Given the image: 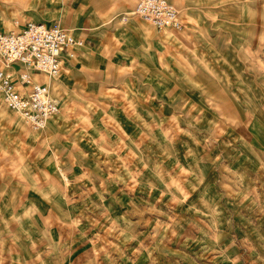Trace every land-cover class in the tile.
<instances>
[{
  "label": "rangeland",
  "instance_id": "1",
  "mask_svg": "<svg viewBox=\"0 0 264 264\" xmlns=\"http://www.w3.org/2000/svg\"><path fill=\"white\" fill-rule=\"evenodd\" d=\"M127 20L152 63L157 38ZM260 24L264 66V12ZM163 30L189 76L223 80L220 46L190 47L191 28ZM108 56L82 69L86 84L70 109L65 95L79 89L69 74L83 60L51 81L63 110L40 132L0 96V264H264V137L255 145L249 119L223 124L197 107L205 93L190 77L160 82ZM247 111L264 116V103Z\"/></svg>",
  "mask_w": 264,
  "mask_h": 264
},
{
  "label": "crops",
  "instance_id": "2",
  "mask_svg": "<svg viewBox=\"0 0 264 264\" xmlns=\"http://www.w3.org/2000/svg\"><path fill=\"white\" fill-rule=\"evenodd\" d=\"M166 1L176 10L181 27L192 29V32L182 35L183 39H187L190 47L196 46L200 50L205 47L208 49L221 47L225 61L222 64L221 73L223 80L219 84H211V76L207 72L205 75L208 80L204 82L205 84L198 79V76L188 75L183 65L182 56L165 50L164 44L166 45L171 37L167 35L163 38L161 36L163 29L156 30L133 15L136 0H43V4H39L38 0H0V32L17 31L27 21L46 25L57 22L73 37L82 40L80 46L70 47V56L62 55L60 72L72 68L71 60H83L69 74L75 81L77 90L79 89L77 91L79 94L74 97H71L70 90L67 91L65 99L69 109L75 99L81 96L82 87L86 84L81 80L84 75L82 69L92 66L98 68V60H103L105 56L109 55L108 60L115 67L117 65L129 67L133 65L131 63L138 62L144 67V70L148 72L153 70L160 78V82L170 77L177 85H180L186 76L190 77L186 80L190 81L195 89L201 87V92L205 93L198 99L197 107L212 108V111L210 109L204 111L223 124H237L242 119L243 121L249 119L250 141H256L255 145H259L260 140L258 139L264 137V116L261 113L255 116L248 114L247 109L260 108L264 103V66L261 63L263 45L261 37L255 38L258 29H261L260 15L264 12V0ZM126 12L129 16L125 20L119 21L117 15L119 13L126 14ZM75 13L79 16L78 26L73 22ZM20 17L24 21L18 28H14L13 26L21 21ZM129 17L145 24L152 35L157 38V47L150 50L154 59L152 63L142 47L144 42L136 30L130 25H123ZM15 18L16 21H13ZM91 21L92 30H89ZM194 30L200 35L194 36ZM170 42L175 41L170 40ZM189 57L203 68L190 53ZM217 57L216 54L213 59L215 60ZM163 63L166 64L165 69L161 66ZM16 68L18 66L14 64L10 70ZM32 74L35 81H46L49 87L51 81L55 79L45 80L38 73L33 72ZM49 94L58 104V113L62 112L60 101L50 92ZM58 113L49 120L56 117ZM21 121L23 126L29 129L22 119ZM73 122L69 119L63 130ZM54 134L60 133L52 135ZM249 148L252 147L249 146ZM14 167L18 169L19 173L24 171L22 165L16 164Z\"/></svg>",
  "mask_w": 264,
  "mask_h": 264
},
{
  "label": "built area",
  "instance_id": "3",
  "mask_svg": "<svg viewBox=\"0 0 264 264\" xmlns=\"http://www.w3.org/2000/svg\"><path fill=\"white\" fill-rule=\"evenodd\" d=\"M133 15L156 30L178 31L181 24L174 7L166 0H136ZM82 40L73 37L55 22L50 25L27 21L17 31L0 32V94L2 102L34 131L41 130L59 112L49 85L35 81L33 72L45 80L61 71L62 55H71L73 45ZM18 68L10 70L12 65Z\"/></svg>",
  "mask_w": 264,
  "mask_h": 264
},
{
  "label": "bare ground",
  "instance_id": "4",
  "mask_svg": "<svg viewBox=\"0 0 264 264\" xmlns=\"http://www.w3.org/2000/svg\"><path fill=\"white\" fill-rule=\"evenodd\" d=\"M163 31H168V30H163ZM58 76H59V74H58ZM58 76H57V77H58ZM57 77H56V78H57ZM54 89H55V91H56L57 87L54 86ZM49 92H50V91H49ZM0 96H1V94H0ZM1 99H2V96H1ZM5 106H6V105H5ZM6 107H7V106H6ZM7 108H8V107H7ZM8 109H9V108H8ZM9 110H10V109H9ZM11 111H12V110H11ZM13 112H14V111H13ZM63 116H64V115H63ZM64 117H65V116H64ZM46 124H47V123H46ZM45 126H46V125H45ZM45 126H44V128H45ZM44 128H42L41 130H43ZM41 130H39V131H37V132H40ZM42 141H43V140H41V141H39V142L42 143ZM37 142H38V141H37ZM34 144H35V143H34Z\"/></svg>",
  "mask_w": 264,
  "mask_h": 264
}]
</instances>
